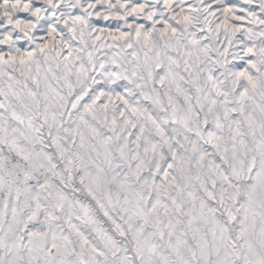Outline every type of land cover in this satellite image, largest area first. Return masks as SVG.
I'll list each match as a JSON object with an SVG mask.
<instances>
[{"label": "snow or ice", "instance_id": "6c2138e0", "mask_svg": "<svg viewBox=\"0 0 264 264\" xmlns=\"http://www.w3.org/2000/svg\"><path fill=\"white\" fill-rule=\"evenodd\" d=\"M0 264H264V0H0Z\"/></svg>", "mask_w": 264, "mask_h": 264}]
</instances>
